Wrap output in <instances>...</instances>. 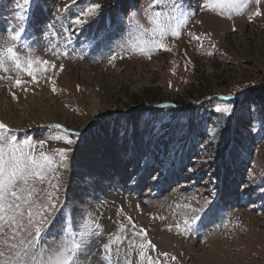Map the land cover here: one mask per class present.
Wrapping results in <instances>:
<instances>
[{"label": "rangeland", "instance_id": "rangeland-1", "mask_svg": "<svg viewBox=\"0 0 264 264\" xmlns=\"http://www.w3.org/2000/svg\"><path fill=\"white\" fill-rule=\"evenodd\" d=\"M150 3L32 0L28 8L18 51L31 49L57 68L38 73L37 83L22 75L27 83L19 88L0 80V97L10 104L8 112L0 106V121L21 141L45 140L48 153L70 149L62 163L55 157L56 171L39 185L58 198L44 242L55 246L66 223L78 231L90 213L101 225L91 239L99 245L92 252L87 245L78 261L88 264L95 253V264H106L102 246L121 224L132 238L131 217L156 244V252L149 250L153 257L170 252L179 264H264V0H252L231 19L203 7L205 0H181L191 15L178 38L167 37L171 51L156 49L149 56L123 50L139 35L129 24L133 12L150 27ZM91 4L100 10L82 17ZM15 5L16 0H0V45L20 25ZM257 8L261 15L253 16ZM77 17L86 23H72ZM65 28L71 42L64 39ZM50 44L56 45L51 51ZM112 55L118 58L109 63ZM15 75L0 72L13 80ZM34 101L40 109L32 107ZM54 124L69 129L74 143L52 139L62 135ZM113 162L117 168H106ZM72 179L86 185L85 194L69 191ZM227 179L234 194L223 190L231 184ZM193 216L199 219L191 231L178 232L175 225ZM158 232L191 243L190 251L164 249L153 240ZM119 247L122 259L127 241Z\"/></svg>", "mask_w": 264, "mask_h": 264}, {"label": "snow or ice", "instance_id": "snow-or-ice-1", "mask_svg": "<svg viewBox=\"0 0 264 264\" xmlns=\"http://www.w3.org/2000/svg\"><path fill=\"white\" fill-rule=\"evenodd\" d=\"M252 0H205L203 7L218 11V14L227 15L231 19L232 13L242 14ZM259 3V0H256ZM32 0H16V18L20 21L18 27L8 31L7 39L0 45V72H14L12 76H0V80L13 81V87H22L27 81L21 79L22 75L31 78V82H38V73L55 72L57 65L47 59L34 56L31 49L25 55L18 51V44L25 32L24 24L29 19L27 13ZM101 8L100 4H91L81 13L82 17L96 14ZM227 10V11H225ZM190 13L187 12L181 0H151L145 9V16L150 27L145 28L136 18L133 12L129 18V24L139 35L127 44L123 50L139 52L149 55L153 50L162 49L171 51L166 43L169 35L178 38L180 29L189 20ZM259 8L253 16H260ZM72 23L82 25L85 19L77 17ZM68 35L64 38L71 42L72 32L70 28L64 29ZM194 39L200 37L192 34ZM147 36V38H144ZM50 44L49 51L55 48ZM55 54V53H54ZM65 55L67 53H64ZM117 55L109 57V63L116 60ZM63 70V65H59ZM52 83V91L55 92V80L48 78ZM25 91L27 89H24ZM16 99L15 93H12ZM217 111H220L217 108ZM224 111H229L225 108ZM50 127L60 129L62 135L52 137L55 140H63L71 145L74 141L69 138V129L60 124ZM6 123L0 121V264H79L78 257L84 248L91 243V239L101 231V225L91 219L89 213L79 225L78 231H73L70 223H66L62 229L64 235L53 247L45 244V233L52 221L49 217L56 208L57 197L54 192H49L39 185H43L49 173L56 171L54 165L58 162L57 155L61 157L62 163L67 158L70 149L60 148L52 153L44 151L45 140L33 142L31 140H19ZM79 136L80 134L74 133ZM39 149V150H38ZM49 183H51L49 181ZM58 191V185H51ZM199 219L193 216L191 221L185 219L183 225L176 224L178 232L191 231L192 224ZM132 228V238L125 233V225L121 224L117 234L109 239L103 247L104 260L106 264H161L158 257H164L165 264L168 260L179 264L176 255L170 252H160L158 257L149 254V250L156 252L157 246L148 237L147 230L140 227L127 217ZM171 230V226H169ZM139 237V240L136 238ZM127 241V251L121 259L120 245ZM115 246V248H114ZM133 253L138 255V260L133 261ZM183 255V253H181Z\"/></svg>", "mask_w": 264, "mask_h": 264}, {"label": "bare ground", "instance_id": "bare-ground-1", "mask_svg": "<svg viewBox=\"0 0 264 264\" xmlns=\"http://www.w3.org/2000/svg\"><path fill=\"white\" fill-rule=\"evenodd\" d=\"M112 38V37H111ZM118 39V38H117ZM84 74V73H83ZM2 97H0V106L1 107H4V110L5 111H9L8 109H9V105L10 104H5L4 105V103H6L5 102V100H3L4 98H6V97H4L3 98V95H1ZM97 99V101H98V98H96ZM96 101V102H97ZM95 102V103H96ZM41 103V102H40ZM40 103H38V102H36L35 103V101H34V104H32V107H34L35 109H40L39 108V106H41L40 105ZM194 103H196L195 101H193V104ZM23 104V103H22ZM31 106V105H30ZM31 107V108H32ZM27 108V107H26ZM7 109V110H6ZM41 111V110H40ZM4 112V111H3ZM41 113H43V112H41ZM5 115H6V113H5ZM42 115V114H41ZM6 118V117H5ZM44 118H46V117H44ZM42 120V119H41ZM107 153V151L105 152V154ZM84 154L83 153H81V155H80V157L82 158V156H83ZM113 155V154H112ZM121 156V155H120ZM123 159V158H122ZM80 162L81 161H77L76 162V164L78 165H80ZM129 163H130V160L128 161ZM105 166H106V168H110V169H115V168H117L115 165H114V162H113V164L112 165H109V164H105ZM112 166V167H111ZM148 170H150V167H148V169L146 170V171H148ZM173 177H172V179H174V176H175V174H171ZM144 177H146V176H143V179H142V181H144ZM149 178V177H148ZM76 179V178H75ZM228 180H230V179H227V181ZM234 180V179H233ZM231 182V184H230V186H228V185H226L224 188H223V190H225L226 192H230V193H232L233 192V194H234V191H236V187L234 186V184H232V180H230ZM70 183H72V184H70ZM70 183L68 184L69 186H70V189H69V191L70 190H72L73 192L74 191H76V193L74 192V194L75 195H78V194H85L86 193V185H77L76 184V182H75V180L74 179H72V180H70ZM98 188H99V186H98ZM99 191V190H98ZM97 191V192H98ZM88 195V194H87ZM78 196H80V195H78ZM153 205V204H152ZM76 209V208H75ZM58 213H59V211L57 210V214H56V217L58 216ZM56 217H55V219H56ZM158 245H160V246H162L164 249H166V250H172V251H175V252H178V253H181V251L182 250H186V254H188V252L190 251V247L192 246V244L191 243H189V242H187V243H184V242H181V241H178L176 238H174L173 236H169V235H167L166 233H160V232H158V233H156V235L154 236V239H153ZM89 245V244H88ZM98 242H97V240H94V241H92V243H90V247H88V250L89 251H96V249L98 248ZM185 250H184V252H185ZM100 251V250H99ZM86 252H88V251H86ZM185 256V255H184ZM91 258V259H90ZM88 260V264H95L96 262L95 261H97L98 260V258H97V255L95 254V253H93L92 254V256L91 257H89V259H87Z\"/></svg>", "mask_w": 264, "mask_h": 264}, {"label": "trees", "instance_id": "trees-1", "mask_svg": "<svg viewBox=\"0 0 264 264\" xmlns=\"http://www.w3.org/2000/svg\"><path fill=\"white\" fill-rule=\"evenodd\" d=\"M264 90V89H263Z\"/></svg>", "mask_w": 264, "mask_h": 264}]
</instances>
